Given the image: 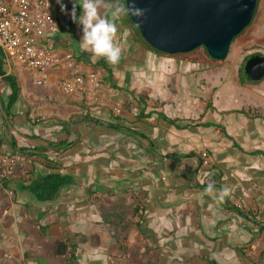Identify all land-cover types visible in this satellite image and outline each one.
<instances>
[{
    "label": "crops",
    "instance_id": "crops-1",
    "mask_svg": "<svg viewBox=\"0 0 264 264\" xmlns=\"http://www.w3.org/2000/svg\"><path fill=\"white\" fill-rule=\"evenodd\" d=\"M49 2L60 52L80 59L78 71L98 72L100 85L88 87L91 96H66L58 87L66 70L36 86L0 52L19 88L9 108L0 75V155L20 161L6 187L0 183V264H116L122 243L156 249L160 264H251L248 248L264 245V80L223 82L218 72L189 71L146 49L120 19L121 60L108 64L110 74L95 69L102 58L82 50V32ZM201 151L210 167L201 165ZM55 173L73 183L37 202L29 187Z\"/></svg>",
    "mask_w": 264,
    "mask_h": 264
},
{
    "label": "water",
    "instance_id": "water-1",
    "mask_svg": "<svg viewBox=\"0 0 264 264\" xmlns=\"http://www.w3.org/2000/svg\"><path fill=\"white\" fill-rule=\"evenodd\" d=\"M148 8L142 21L128 17L143 41L169 56L200 47L215 61H224L232 40L251 22L257 0H137ZM249 82L264 79V57H250L244 65Z\"/></svg>",
    "mask_w": 264,
    "mask_h": 264
},
{
    "label": "built area",
    "instance_id": "built-area-1",
    "mask_svg": "<svg viewBox=\"0 0 264 264\" xmlns=\"http://www.w3.org/2000/svg\"><path fill=\"white\" fill-rule=\"evenodd\" d=\"M59 21L52 13L49 0H0V52L3 60L17 65L33 77L36 86H47L49 75L61 68L67 75L60 79L63 95H89L88 87L99 88L100 75L96 71L77 70V60L71 51L56 45L60 33ZM119 113V111H116ZM200 163L210 167L211 156L199 153ZM20 165L18 158L0 155V183L10 180Z\"/></svg>",
    "mask_w": 264,
    "mask_h": 264
},
{
    "label": "rangeland",
    "instance_id": "rangeland-1",
    "mask_svg": "<svg viewBox=\"0 0 264 264\" xmlns=\"http://www.w3.org/2000/svg\"><path fill=\"white\" fill-rule=\"evenodd\" d=\"M103 13L104 10H102V14ZM64 15L65 17H68L66 14ZM119 19L123 21L134 32L136 38L138 39L140 35L137 34V31L135 29L136 26L128 22L126 16ZM71 27L73 28V31H75V33L79 34V32H81L79 28L80 26L72 24ZM144 47L148 49L147 46L144 45ZM253 54H260L264 57V0H257L256 11L251 19V22L237 37L232 40L229 54L224 61L212 60L207 55L205 49L202 47L188 54L173 55V57L184 61L185 66L187 68H190L189 71L194 69L199 71L200 69V71L197 73H208V75H212L213 73L218 72V79L222 81L230 77L235 78L236 80L239 79V81L242 82V74L240 72V68L244 64L245 57ZM206 81L207 78H204L202 83H204L205 85ZM261 82L250 84L258 85ZM233 98H235V96ZM235 99L241 100V97L237 95V98ZM117 234L121 235L123 233L117 232ZM247 251V257L251 264H257L259 258L263 259V261H261V264H264L263 243L258 241V243H256V247L248 248ZM118 253L121 254L122 257L120 258L121 262L118 261V263L116 264H160V258L158 256L159 252L156 249L145 251L136 248H127L124 247L122 243ZM141 255H145V257H142Z\"/></svg>",
    "mask_w": 264,
    "mask_h": 264
},
{
    "label": "clouds",
    "instance_id": "clouds-1",
    "mask_svg": "<svg viewBox=\"0 0 264 264\" xmlns=\"http://www.w3.org/2000/svg\"><path fill=\"white\" fill-rule=\"evenodd\" d=\"M62 13L68 15L73 23L81 28L79 44L82 50L90 51L95 57L105 59L109 64L116 65L121 60L122 46L117 43L118 24L121 17H130L142 21L148 14V8L138 6L137 0H68L72 4L68 9L65 0H56ZM81 12L77 15V8ZM102 10L104 13L102 14ZM207 191L212 193L217 189L209 184ZM219 191V198L224 199L229 195L228 188Z\"/></svg>",
    "mask_w": 264,
    "mask_h": 264
},
{
    "label": "trees",
    "instance_id": "trees-1",
    "mask_svg": "<svg viewBox=\"0 0 264 264\" xmlns=\"http://www.w3.org/2000/svg\"><path fill=\"white\" fill-rule=\"evenodd\" d=\"M118 2L124 4L125 0H118ZM71 7L72 6H70L68 9L70 10ZM80 12H81V10L78 7L77 8V15H79ZM126 18H127L128 22L131 23V21L128 19V17H126ZM73 24H75V23H73ZM75 25H77V24H75ZM135 29L137 31V34L140 35L138 29L136 27H135ZM140 37L141 36L138 37L140 43L147 46L150 51L155 52L157 54L165 55V54H162V53L152 49ZM255 55H260V54H253V55L245 57L244 64L240 68V72L242 74V82L251 83L246 78L244 65H245V62L250 57H253ZM81 56H83L84 60L89 59L88 53L82 52ZM77 60L80 61V59L78 57H77ZM2 64L3 63L0 60V75L2 76L3 81L8 85V87L10 89V95L8 97V106H9V108H11V106L16 102V100L18 98L19 88H18V85L16 83V79L13 76L5 75V72H3V70H2ZM108 64L109 63L105 59L102 58L99 61H97L95 64H93L92 66L95 69H98V70L100 69L101 71H104V72H107L110 74L111 72H110V69L108 67ZM0 146H1V142H0ZM6 182H7V180L2 182L3 187H6V184H5ZM72 183H73V179L70 176L55 173V174L47 175L46 177L42 178L41 180L33 183L31 185V187H29V190H30L33 198L37 202H41V203L50 202V201H53L57 198L58 194H60L63 187L71 185ZM237 212L240 213L238 210H237ZM246 218H248V216H246ZM258 230H259V232H261L263 230V228L259 227ZM60 247H62V248L59 249L58 253L61 255L64 252L65 248L63 245H61ZM236 251H238L240 255L241 254L243 255V253H242L243 249H236ZM209 263L210 264H216L214 261H209Z\"/></svg>",
    "mask_w": 264,
    "mask_h": 264
}]
</instances>
